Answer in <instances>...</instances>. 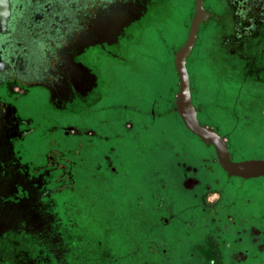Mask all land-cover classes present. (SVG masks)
Returning <instances> with one entry per match:
<instances>
[{
  "label": "rangeland",
  "instance_id": "obj_1",
  "mask_svg": "<svg viewBox=\"0 0 264 264\" xmlns=\"http://www.w3.org/2000/svg\"><path fill=\"white\" fill-rule=\"evenodd\" d=\"M193 9V0H146L136 20L125 10L88 23L80 13L73 43L96 37L76 56L88 87L61 98L47 75L52 92L10 86L1 97L0 264H198L191 243L204 246L212 210L180 186L183 165L213 167L229 196L261 201L264 178L227 177L171 112L173 54ZM212 34L202 27L185 60L198 122L232 161H264V69L220 70Z\"/></svg>",
  "mask_w": 264,
  "mask_h": 264
},
{
  "label": "flooded vegetation",
  "instance_id": "obj_2",
  "mask_svg": "<svg viewBox=\"0 0 264 264\" xmlns=\"http://www.w3.org/2000/svg\"><path fill=\"white\" fill-rule=\"evenodd\" d=\"M215 3V9L209 10L203 6L207 16L198 26L195 43L202 27H212V35L215 42L217 40L215 50L218 51L216 58L220 70H243L248 73L251 69L263 70L264 0H216ZM7 5L5 24H0V102H4L1 97L9 98L13 94L10 86L21 88L24 94L32 85L47 87L51 92L56 88L57 91L53 92L62 94L61 98L85 90L90 75L79 72L78 63L85 64L78 61L76 56H80L90 40L96 37L87 33L84 44L79 40L73 43L72 33L81 29V25L76 24L80 13L88 23L103 14L124 13L125 10L137 12L133 19L136 20L145 16L141 8L145 7L146 0H7ZM116 21L121 20L116 18ZM124 23H117V26L121 29ZM71 46L73 51L70 55ZM68 55L75 62L68 61ZM52 62L56 65L50 72ZM47 75H53V89L45 84L44 77ZM194 107L197 109L196 118L198 113L203 115V108ZM203 195L199 196L198 204L203 209L213 211L217 207V196L206 207L202 201ZM251 235L254 240L261 241L260 245H264V236L257 230H251ZM243 258L244 254H238L236 260ZM205 259L207 264H212L211 259Z\"/></svg>",
  "mask_w": 264,
  "mask_h": 264
},
{
  "label": "crops",
  "instance_id": "obj_3",
  "mask_svg": "<svg viewBox=\"0 0 264 264\" xmlns=\"http://www.w3.org/2000/svg\"><path fill=\"white\" fill-rule=\"evenodd\" d=\"M156 104L154 102V105ZM171 112L176 114L174 102ZM150 117L155 116L150 113ZM196 154L200 155L197 152ZM175 155L178 156V153ZM210 160L213 165H219L213 152L210 155ZM183 168L184 174L181 175L180 186L190 192V198L199 203V196L205 193L202 201L206 207L208 204L211 205L213 198L216 196L218 198L217 207L210 215L206 216L203 222L201 238L204 246L200 247L197 243H191V252L189 253L193 260L198 264H207L205 257H211L209 259L212 264H264V245H260L261 241L254 240L251 235V230L255 229L264 236V194L261 201L258 202L253 201L250 197L239 201L228 195L229 190L219 183L213 167L208 168L199 163L196 166L183 165ZM164 180L159 181L163 187ZM197 186L200 191H194ZM160 221L163 224L167 223L165 218H161ZM238 254H244V258L236 260Z\"/></svg>",
  "mask_w": 264,
  "mask_h": 264
},
{
  "label": "water",
  "instance_id": "obj_4",
  "mask_svg": "<svg viewBox=\"0 0 264 264\" xmlns=\"http://www.w3.org/2000/svg\"><path fill=\"white\" fill-rule=\"evenodd\" d=\"M194 9L189 23L188 32L183 44L173 54V66L177 78V91L174 98V111L188 132L196 136L204 144L213 149L220 168L227 177L242 180L264 178V161L260 159L234 162L230 159L225 140L214 130L198 123L196 108L192 104L190 84L185 67V60L195 43L198 26L207 14L202 0H193ZM8 15L7 0H0V24H5Z\"/></svg>",
  "mask_w": 264,
  "mask_h": 264
}]
</instances>
